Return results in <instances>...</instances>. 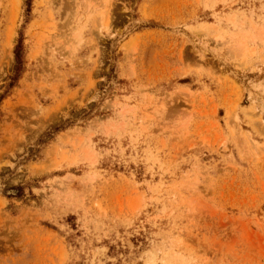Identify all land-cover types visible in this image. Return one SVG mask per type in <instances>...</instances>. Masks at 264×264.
<instances>
[{
    "label": "rangeland",
    "instance_id": "374dc122",
    "mask_svg": "<svg viewBox=\"0 0 264 264\" xmlns=\"http://www.w3.org/2000/svg\"><path fill=\"white\" fill-rule=\"evenodd\" d=\"M0 99V264H264V0H0Z\"/></svg>",
    "mask_w": 264,
    "mask_h": 264
},
{
    "label": "trees",
    "instance_id": "16d2710c",
    "mask_svg": "<svg viewBox=\"0 0 264 264\" xmlns=\"http://www.w3.org/2000/svg\"><path fill=\"white\" fill-rule=\"evenodd\" d=\"M22 43H23V39H22V36H21L20 39H19V45H18V47L16 49V55H17V59L18 60H20V52L22 50ZM0 101H1V99H0Z\"/></svg>",
    "mask_w": 264,
    "mask_h": 264
},
{
    "label": "bare ground",
    "instance_id": "6f19581e",
    "mask_svg": "<svg viewBox=\"0 0 264 264\" xmlns=\"http://www.w3.org/2000/svg\"><path fill=\"white\" fill-rule=\"evenodd\" d=\"M91 4H92V3H91ZM110 5H111V4H110ZM53 25H54V23H53ZM53 28H54V27H53ZM245 43H246V42H245ZM245 45H246V44H244V43H243V44H240V47H241L240 49H241V51H244V47H245ZM242 48H243V49H242ZM240 49H239V50H240ZM251 143H252V142H251Z\"/></svg>",
    "mask_w": 264,
    "mask_h": 264
}]
</instances>
